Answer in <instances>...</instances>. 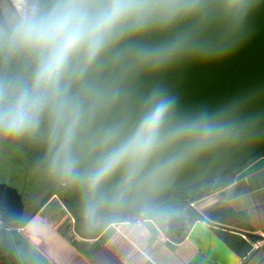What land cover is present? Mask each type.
Listing matches in <instances>:
<instances>
[{
	"label": "water",
	"instance_id": "1",
	"mask_svg": "<svg viewBox=\"0 0 264 264\" xmlns=\"http://www.w3.org/2000/svg\"><path fill=\"white\" fill-rule=\"evenodd\" d=\"M54 4L55 0L46 2L34 16ZM192 5L190 14L129 40L122 46L127 53L122 60L105 58L102 76L116 99L81 132L74 151L80 158L78 169L85 173L98 155L93 141L113 125L124 133L134 129L154 96L171 101L166 130L195 124L212 128L210 134L183 136L166 144L130 185L117 171L92 188L52 163L45 125L34 135L0 132L2 140L24 153L31 167L57 172L64 205L125 221L175 198L183 213L194 215L197 212L182 201V194L199 191L264 152V0H192ZM20 26L0 35V80L29 73L22 58L6 55ZM158 49L165 51L159 56L141 55ZM162 161L172 163L154 173ZM23 214L21 196L0 184V223L16 222ZM192 221L171 214L166 232L183 238Z\"/></svg>",
	"mask_w": 264,
	"mask_h": 264
},
{
	"label": "clouds",
	"instance_id": "2",
	"mask_svg": "<svg viewBox=\"0 0 264 264\" xmlns=\"http://www.w3.org/2000/svg\"><path fill=\"white\" fill-rule=\"evenodd\" d=\"M193 10L192 0H55L52 8L25 21L8 42L6 55L22 58L29 73L0 80V132L34 135L45 125L52 163L70 176L96 188L121 171L123 183L132 184L166 144L213 129L194 124L166 130L171 101L154 96L134 129L124 133L113 125L93 141L98 155L85 173L78 169L74 146L97 113L116 99L102 76L105 58L122 60L127 55L122 46L133 37ZM171 163L162 161L153 172Z\"/></svg>",
	"mask_w": 264,
	"mask_h": 264
},
{
	"label": "crops",
	"instance_id": "3",
	"mask_svg": "<svg viewBox=\"0 0 264 264\" xmlns=\"http://www.w3.org/2000/svg\"><path fill=\"white\" fill-rule=\"evenodd\" d=\"M227 181L190 202L197 213L179 239L150 217L109 221L88 238L71 214L69 229L48 217L57 196L48 195L18 230L36 248L25 246L20 257L29 264H264V155Z\"/></svg>",
	"mask_w": 264,
	"mask_h": 264
},
{
	"label": "rangeland",
	"instance_id": "4",
	"mask_svg": "<svg viewBox=\"0 0 264 264\" xmlns=\"http://www.w3.org/2000/svg\"><path fill=\"white\" fill-rule=\"evenodd\" d=\"M260 155H264V153ZM230 177L228 176L226 180H229ZM59 182L60 178L56 171L31 167L24 153L17 146L0 138V184H5L16 190L23 202L27 203L28 208L23 216L24 221H27V218L33 213L31 203L35 201V195L43 187L47 186L45 192L42 191L38 201H36L38 206L50 193L55 192L57 186H59ZM165 206L164 209L170 211V214L180 215L183 213L182 206L173 198L168 199ZM47 213L48 217L58 221L63 229L70 228V214L72 215V210L63 204L60 193L48 204ZM160 224L163 225V223ZM19 236L21 242V246L18 248L19 254L22 255L23 248L26 247H29L30 252L36 253V248L32 244L26 243L23 235L19 234ZM26 250H24V254ZM21 257L24 264L30 263V260H27L24 256Z\"/></svg>",
	"mask_w": 264,
	"mask_h": 264
},
{
	"label": "flooded vegetation",
	"instance_id": "5",
	"mask_svg": "<svg viewBox=\"0 0 264 264\" xmlns=\"http://www.w3.org/2000/svg\"><path fill=\"white\" fill-rule=\"evenodd\" d=\"M52 1L54 0H34V1L33 0H0V23H1L0 35L5 33L6 31H13L17 29L21 24H23L25 21L33 17L37 12H39L46 2L49 4ZM46 188L47 186L43 187V189L35 195V201L31 203V208L33 209V213L46 200L45 198L37 206L36 201H38L39 196L42 193V191L45 192ZM57 189H59V186H57L56 190ZM190 197H191L190 194H184V196H181V199L184 202L190 203L189 201ZM23 204H24V214H23L24 216L28 206H27V203L23 202ZM166 204H167V201L165 202V204L162 205V207L160 208L156 207L151 212L144 213L138 219L147 217L149 214H151L153 215V218L156 221H158L159 214H166L167 218L165 222L163 223L166 226L167 219L171 215L170 211H167L164 209L166 207L165 206ZM73 212L80 218V222H78L77 224L79 225L81 231L89 235L100 230L104 225L108 223V220L110 219V218H107V219L102 218L92 213H85L81 209L74 208ZM32 214L29 216V218L32 216ZM178 216H182L186 221H188L192 218V213L190 211H186L185 213H182ZM29 218H27V220ZM85 220L87 221V223H85ZM74 223H75V220H74Z\"/></svg>",
	"mask_w": 264,
	"mask_h": 264
},
{
	"label": "trees",
	"instance_id": "6",
	"mask_svg": "<svg viewBox=\"0 0 264 264\" xmlns=\"http://www.w3.org/2000/svg\"><path fill=\"white\" fill-rule=\"evenodd\" d=\"M262 153H264V152H261L260 154H262ZM260 154H258L257 156H259ZM239 169L240 168H238L237 170H239ZM235 172L225 176L224 178H222L220 180L215 181L214 183L200 189L199 191L186 192L184 194H190L191 195V197L189 198L190 202L197 201V200H199V199H201V198H203V197H205L211 193L216 192L220 187L226 185L228 183L226 178L228 176H232ZM58 193H60V196L62 198L60 189L55 190V192H52L49 195H57ZM184 194L182 196H184ZM173 199L176 200L175 198H173ZM176 201L178 203H180V205H181V202H179L178 200H176ZM42 204H41V206H42ZM65 206L72 210V216L75 220L76 228H77V230H79L80 227L77 223L80 222V218L73 212L74 208L72 206H67V205H65ZM160 207H162V205L158 206V208H160ZM151 211H148V212H151ZM145 213H147V212H145ZM147 217H150L149 219H154L153 215H151V214H149ZM193 217H194V215L192 214V220H193ZM166 218H167L166 214H159L158 215V222L164 223ZM112 220H119V219L111 217L108 220V222L112 221ZM25 224H26V221H24L23 218H21L20 220H18L16 222H13V223H7V224L0 223V264H24L22 262L20 254L18 252V248L21 246L20 236H19L18 230L23 228ZM87 237L89 238L91 236L89 234H87Z\"/></svg>",
	"mask_w": 264,
	"mask_h": 264
}]
</instances>
